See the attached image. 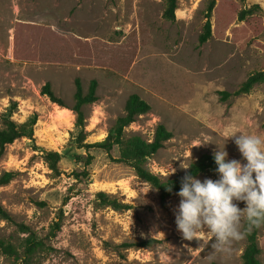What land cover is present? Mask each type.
<instances>
[{
    "label": "rangeland",
    "instance_id": "374dc122",
    "mask_svg": "<svg viewBox=\"0 0 264 264\" xmlns=\"http://www.w3.org/2000/svg\"><path fill=\"white\" fill-rule=\"evenodd\" d=\"M210 2L178 0L171 22L164 19L165 0H0V129L7 118L33 129L0 154V208L10 216L0 215V264H242L245 236L229 251L203 257L214 236L183 238L175 220L180 197L162 200L132 167L80 148L74 112L42 94L50 83L73 106L76 80L86 92L97 81L99 100L85 107L90 144L103 141L127 99L139 95L152 109L126 134L151 142L159 125L174 134L148 160L165 179L183 176L188 169L181 164L213 154L215 143L246 163L227 137L264 133V84L226 100L220 92L234 93L264 70V0H216L213 37L201 45ZM255 4L263 12L239 23V12ZM206 141L214 143L200 145ZM48 152L61 155L60 174L46 163ZM88 155L94 161L85 167ZM111 155L119 158L120 149ZM7 174L11 180L3 184ZM197 178L219 177L211 170ZM101 193L130 209L107 206ZM31 234L43 245L24 260ZM150 240L156 242L140 247ZM259 245L264 264V227Z\"/></svg>",
    "mask_w": 264,
    "mask_h": 264
},
{
    "label": "trees",
    "instance_id": "16d2710c",
    "mask_svg": "<svg viewBox=\"0 0 264 264\" xmlns=\"http://www.w3.org/2000/svg\"><path fill=\"white\" fill-rule=\"evenodd\" d=\"M246 2L247 0H241ZM166 8L164 12V19L175 22L176 21V11L178 9V0H165ZM216 7V0H211L208 8L207 21L203 28V31L199 37V42L201 45L206 44L213 37V26L211 22L212 12ZM263 12L262 7L259 4H255L251 7H246L241 10L238 14V22H244L247 19ZM217 27L220 28L221 22L217 18ZM227 27V22L223 25V28ZM14 40V39H13ZM264 84V70L251 74L245 82L242 83L240 88L234 93L220 92L223 99L226 100L230 97H240L243 95H248L252 90L258 86ZM98 83L97 81H92L88 91L84 90L82 82L76 80V91L74 94V104L73 106H68L62 99L56 96L51 84L47 83L43 89L42 94L49 97L52 103L57 104L62 108L71 109L76 115V126L81 129L78 136L77 142L80 148L90 151L92 149L102 150L109 154L112 161L116 163H123L133 168L136 176L143 182L148 183L151 187L159 191L161 199L165 200L180 191L181 182L183 177L187 174L194 175L196 177L207 173L211 170H216L217 165L214 161L213 154H204L196 162L191 164V168L183 176H176L172 178L165 179L159 175L154 174L148 167V160L159 153V151L164 147L165 143L170 141L174 134L169 131L164 125H159L156 129L153 141L149 142L139 135L128 136L126 134V129L129 128L133 123H135L138 118L151 112L150 104L142 99L139 95H131L125 104V109L123 115L118 117L114 127L110 130L108 136L101 142L94 144L85 143L87 133L85 131L86 127V114L85 107L95 104L98 98ZM36 125V121L33 122V126ZM33 136V129H28L26 125H20L12 118H7L4 120L3 128L0 129V154H3L9 145H12L17 140L22 138H27ZM118 147L120 149L119 158L112 157V151ZM46 163L49 165L50 170L55 174H60L59 164L62 160L61 155L58 152H48L46 154ZM84 157H79L78 161L82 164ZM94 161V156L88 155L86 158L85 167L90 166ZM86 173V172H84ZM83 175V174H81ZM80 174H77V179H80ZM87 175V174H86ZM11 174H7L3 178V184H8L11 180ZM172 190L169 191L168 189ZM99 197L103 199L107 206L113 207L115 210H128L131 206L123 204L117 200H110L105 194H99ZM240 207H244V203H239ZM0 215L5 219H10V216L2 208H0ZM56 231H60V223L55 224ZM264 225L260 227H252L250 231L247 230L248 226L244 225L243 231L246 233V248L242 255V264H263L261 256V248L259 245V235L261 229ZM24 233H29V228L23 227ZM156 240H150L147 242H142L140 247L151 246ZM215 238L213 237L202 250L201 255L203 257H209L214 255L217 251L213 248ZM43 245L42 241L36 239V237L31 234L26 240V248L24 254V260H28L33 257L38 250L41 249ZM4 247L3 243L0 242V248ZM9 253H13L12 250H8Z\"/></svg>",
    "mask_w": 264,
    "mask_h": 264
},
{
    "label": "clouds",
    "instance_id": "9594fccd",
    "mask_svg": "<svg viewBox=\"0 0 264 264\" xmlns=\"http://www.w3.org/2000/svg\"><path fill=\"white\" fill-rule=\"evenodd\" d=\"M228 138H234L246 163L229 159L225 145L215 143L218 150L213 156L219 178L202 181L186 173L175 209L177 229L184 239L199 240L201 232L207 231L215 238L213 248L221 252L229 251L234 241L244 238V225L248 231L264 225V133L237 130ZM210 143L214 142L200 145ZM183 163L181 168L185 170L192 167Z\"/></svg>",
    "mask_w": 264,
    "mask_h": 264
},
{
    "label": "bare ground",
    "instance_id": "6f19581e",
    "mask_svg": "<svg viewBox=\"0 0 264 264\" xmlns=\"http://www.w3.org/2000/svg\"><path fill=\"white\" fill-rule=\"evenodd\" d=\"M65 110V109H64Z\"/></svg>",
    "mask_w": 264,
    "mask_h": 264
}]
</instances>
